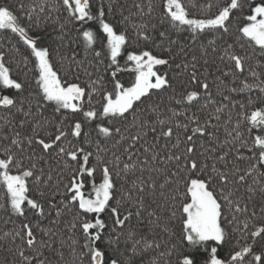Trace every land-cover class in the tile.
<instances>
[{
	"label": "snow or ice",
	"instance_id": "snow-or-ice-1",
	"mask_svg": "<svg viewBox=\"0 0 264 264\" xmlns=\"http://www.w3.org/2000/svg\"><path fill=\"white\" fill-rule=\"evenodd\" d=\"M62 5L69 20L99 19L106 43L101 50H94L93 32L84 31L85 56L81 58L75 51L70 56H61L65 74L60 76L51 62V48L29 35L32 27L59 25L61 46L70 49V44H63L66 22L61 23L55 15L60 11V4H53L52 0H28L25 4L21 0L18 11L23 16L15 14L7 4H0V30H10L18 37V43L26 46L28 55L22 57V63L25 68L32 63L38 73L35 95L31 92L20 98L0 95V109L10 114L14 109L22 117L18 121L14 115L0 117L3 121L0 141L8 142L6 145L0 143V186L7 193L6 205L0 204V209L7 211L10 217L25 218L18 228L0 235V242L12 258L11 264H53L47 253L58 258L57 264H77V261L79 264H172L170 258L178 251L177 245L172 243L169 248L170 241L162 237L163 234H174L169 226L177 219L180 248L191 250L179 251L176 264H198V257L203 264H245L249 256L255 264H264V171L261 170L264 168V136H255L249 145L240 131L241 122L250 126L249 131L253 128L264 131V70L257 71V68L264 69V65H247L250 57L235 52L233 44H226L219 58L221 61L227 58L230 64L222 76L232 77V83H235L237 74L242 75L247 65L252 82H247L246 78L239 87L229 88L225 80L218 77L219 85L231 93L255 90L258 95L254 99L249 96L246 104H220L203 121L195 112L189 115L186 111L201 98L205 101L200 106L202 109L215 104L209 83L200 79L198 65L201 60L207 65L209 51L219 50L224 36L230 32L234 10L243 13L248 9L238 28L239 38L246 39L249 46L264 54V0H226V6L215 5L217 11L205 18H188L180 0H163L164 18L172 28L179 30L181 26H187L191 41H200L199 56L191 54V59L186 58L191 52V43H180L166 31H159L158 37L152 35L151 30L156 28L151 23L153 0L134 3L136 11L123 17V22L134 31L135 42L138 45L141 42L155 44L167 55L158 56L151 50L129 51L127 61L134 66L131 71L135 73L130 86L117 79V73L123 71L118 57L132 39L127 30L118 32L106 22L103 8L98 17H94L90 0H62ZM213 7L208 3L209 10ZM112 11L110 4L108 12ZM24 19L27 24L23 23ZM13 51L19 53L18 47L0 50V90L13 89L21 93L24 84L12 77L11 68L6 64V54ZM89 55L92 60H88ZM168 57L180 59L181 62L175 64L180 70L177 75L187 74L190 83L198 85L197 90L177 93L168 73L160 74L154 70L155 66L169 65L172 61ZM105 59L110 61L106 71L111 70L112 89L99 91L104 83L103 76L91 80L92 91L87 92L89 107L85 110L86 90L76 82L79 73L83 72L91 79L89 68L95 67L99 72V65L105 64ZM169 89L172 90L169 104L174 100L185 110L169 107L162 97L159 102L153 100L154 95L167 93ZM93 92L101 95V111L91 106ZM223 99L229 101L230 97L224 95ZM46 106H54L56 113L67 110V114L56 123L44 117ZM237 106L238 118L235 126L228 130V125L232 124V111ZM248 108L253 110L249 113ZM225 111L228 118L224 124L230 139L219 142L211 131L218 128V124L211 121L219 122ZM80 113L83 119L76 120L66 131L65 121L70 115ZM105 118L106 123H96L91 131L83 130L85 123ZM29 126L31 134L25 131ZM49 127H54V132H48ZM150 132L157 133L151 142L148 140ZM205 138L211 147L205 144ZM136 145H140L141 150L133 152ZM228 145L232 148L225 151ZM245 147L254 155H240V150ZM233 150L238 153L234 157L236 161L248 160L246 168L241 169L229 160ZM93 156L96 163L90 166ZM13 168L17 174H12ZM98 169L102 170V181L93 182L91 192L86 194L84 178H94ZM29 178L39 190L40 198L26 195ZM118 181L121 182L119 188ZM47 194H51L52 199H47ZM56 196L63 197L58 204L53 202ZM111 201H115V206L110 204ZM109 208L110 229L102 218ZM225 209L231 215L230 220ZM28 212L37 221L50 219L51 226L34 225ZM225 220L235 225L233 231H240L245 239L259 245L261 251L253 254V245L246 244L231 251L230 259L220 258L217 246L229 239ZM257 223L261 226L255 227ZM250 225L255 230L249 231ZM141 227L147 231L141 232ZM36 229H39V237ZM210 244L214 246L209 247ZM65 248L71 260L66 258ZM109 251L113 255L110 256ZM8 256L0 264H9Z\"/></svg>",
	"mask_w": 264,
	"mask_h": 264
},
{
	"label": "trees",
	"instance_id": "trees-1",
	"mask_svg": "<svg viewBox=\"0 0 264 264\" xmlns=\"http://www.w3.org/2000/svg\"><path fill=\"white\" fill-rule=\"evenodd\" d=\"M25 4L28 3V0H23ZM140 0H90L91 5V12L94 17H98L99 10L103 8L105 11V19L106 22H110L114 28L118 31H125L127 30L129 36L132 37V39L129 41L128 44L125 45V47L122 49L120 57H118V63L120 67L123 69V71L117 73V79L121 81L125 86H130L131 82L134 81L135 73L131 71L133 65L131 62L127 61V53L129 51H136L139 53L143 50H151L156 55H167L162 53L161 49L157 48L155 44L148 43V42H141L139 45L135 42V33L131 29L130 26L126 25L123 22V17L128 16L130 12H135L136 10L133 8L134 3H138ZM145 3H147V0H144ZM182 5H184L185 10L188 12V18H205L210 16L211 13H215L217 11V7L215 5H219L220 7L226 6V0H180ZM256 2H259V0H256ZM21 0H0V4H7L15 14L18 16H23L22 13L18 11L20 7ZM53 4L59 3L60 4V11L58 13H55L61 21V23L66 22V27L64 30V39L63 44L69 45L70 49L65 48L61 46V38H60V30L59 25H42L39 28L32 27L31 31L29 32V35H32L34 39L38 40L42 45L48 46L52 50V56H51V62L55 65L54 70H58V75L63 76L64 69L61 68V61L60 57L64 55L70 56L72 54V51H75L81 58L85 56V41L83 38V32L84 31H92L94 34V43H93V49L94 50H101V47L103 44L106 43V36L102 33L99 25V19H93V20H85V21H74L69 20L67 11L63 8L62 0H52ZM208 3H212L214 7L209 10L207 8ZM112 6V13L108 12L109 5ZM195 4V7H192V5ZM154 5V12L152 16L151 23L156 25L155 29H152V35L154 37H158L159 31H166L168 32L173 39H177L180 43H191L192 48L189 55L186 57L187 59H191V54H196L199 56V43L200 41L197 40L195 42L191 41L190 37V31L187 29V26H181L179 30H176L172 28L171 24L168 22V19L164 18V13L162 11V5L163 0H153ZM248 12V9L246 8L244 12H240L239 10H234L233 14L231 15V22L229 24L230 32L228 35H225L223 38V41H221V44L219 45V50L215 53L209 51L207 59L209 63L207 65L203 64V60L200 61V64L198 65V71L201 74L200 79L201 80H207V82L210 85L209 91L212 93L213 100L215 101V104L202 109L200 106L205 103L204 99L201 98L198 103H195L194 107L187 108V114L191 115L193 112H195L200 119L203 121L206 116L214 111L215 107H218L220 104H230L231 102H236L237 105L241 102L247 103V100L249 96H251L253 99L258 95L257 91H253L251 93L244 91L240 92L237 91L235 93H231L228 91L227 88H225L223 85H219V81L217 78L225 80V84L228 85V87H239L240 82L246 80L247 82H252V78L247 71V65L256 66L264 65V54H262L258 48H254L249 46L248 41L246 39L241 40L239 38L238 34V28L242 26L244 22V15H246ZM163 19V23H161V19ZM24 24H27V20H23ZM226 44H233L234 48L233 50L241 55H246L250 57V59L247 61L246 65V71L241 75L237 74L235 83H232L233 78L232 77H223L222 73L227 69V67L230 64V61L225 58L223 61L220 60V56L222 55V49L226 47ZM17 46L19 49V53L13 51L6 54V64L11 68V74L14 79H17L18 82H22L24 84V90L21 93H17L16 90L8 89V90H0V95H9L14 98H20V97H27L29 92H31L33 95H35L36 87H35V76L38 75L34 71V67L32 63H29L27 68L22 63V57L25 55H28V52L26 51V46H23L22 42L18 43V37L15 36V34H12L10 30H0V50H6L10 49L13 46ZM57 51H59V54H57ZM103 58V57H102ZM170 61H172L169 65L164 66H155L154 70L158 71L160 74H163L164 72L168 73L169 79L172 81L173 86L175 87L177 93L184 92L185 90H197L198 85L190 83L189 77L187 74L181 73L180 75H177L180 73L179 69L175 68L176 63H180V59L176 58L175 60H172V57H168ZM34 59V58H32ZM88 60H92V56H88ZM110 63L107 59H105V64L99 65V72L96 71L95 67H90L89 71L92 72L91 79L88 75L81 72L79 73V79L76 81L79 83L82 87L86 90V96L84 99L85 104V110H88V102H87V92L92 91L91 86V80L97 79L100 76L104 77V83L102 87H99V91H105V90H111L113 86V82H111V70H107V64ZM19 65V66H18ZM64 67L66 68L67 65L65 64ZM115 66H113L114 68ZM207 69V71H205ZM264 69L257 68V71H261ZM69 80L75 79L74 77H68ZM171 89L168 90L167 93H161L159 95H154L153 100L159 102L161 97L163 98V101L165 104H169L168 97L171 95ZM224 95H228L230 97L229 101H225L223 99ZM179 98V97H177ZM101 95H99L97 92H93L92 97V107L97 108L98 111L102 110L101 107ZM186 103V102H185ZM169 107H175L178 111L185 110L182 108V106H178L175 104V101L173 100ZM253 108L246 109L247 112H251ZM239 112V108L237 106L236 109L232 111V124L228 125V130H231L232 127L235 126V122L237 120V113ZM44 117L58 123L61 116L67 114V110H61L60 113L55 112L54 106H46L43 110ZM10 115H14L16 121H18L20 118H22L19 114L15 113V110H12V113L6 112L3 109H0V117H9ZM163 118V117H162ZM228 118V112L225 111L221 114V120L217 122L216 120H212V124H218V128H213L211 131L214 133V138H218L219 142H223L226 138L230 139V137H227L226 128L224 121ZM83 115L80 113L79 115H70L69 120L65 121V124L68 126L65 128L66 131L69 130L70 126L75 123L76 120H82ZM183 120V118H180ZM128 121H131V116H129ZM100 122H107V118H105L103 121H100L99 119L95 122H92L91 124L85 123L84 125V131H91L92 128L95 127L96 123ZM3 121L0 120V124H2ZM127 123V122H125ZM194 126V125H193ZM249 127L245 122H241V129L244 138L248 140L249 145H251L252 141L254 140L255 136L261 135L264 136V131L260 129H251L249 131ZM17 130H20L17 127ZM29 134H31L30 126L25 130ZM48 132H54V127H49L47 129ZM5 132H7V129H5ZM42 135H46V133H41ZM157 135V133H149L148 140L151 142L153 140V137ZM183 132H181V138H183ZM70 139L75 140L76 138H72L69 136ZM81 140L83 137L80 138ZM175 141V137L173 138V142ZM200 140L198 139L197 143H199ZM205 144L208 147H211V144L207 142V139H204ZM0 143L7 144V141H0ZM164 141L161 140L160 144L163 145ZM232 148V145H228L225 148V151ZM94 151V146L92 148ZM141 146L136 145L132 151H140ZM183 150V146L180 149ZM2 151V149H0ZM238 153L233 150L232 154L229 156V160L232 161L233 164H237L241 169H244L248 165V160H240L236 161L234 157ZM240 155H243L245 157H251L254 155L253 152H250L247 147L243 148L239 152ZM135 158V157H134ZM95 156H93L90 159V166L95 165ZM210 163V162H209ZM25 164H27V161H25ZM47 170V169H46ZM223 170V169H221ZM264 171V168L261 169ZM12 174H17L16 170L12 169ZM102 181V170L98 169L97 172L94 175V178H84L85 182V188L83 191L89 192L91 185L93 182L100 183ZM65 183L68 182L67 179L64 181ZM120 181L117 182V188L120 186ZM29 185V191L26 193L28 198H40L39 197V190L34 185L31 178L28 180ZM243 191V189L241 190ZM217 192H219V189H217ZM118 194V193H117ZM47 199H52L51 194H47ZM60 199H63L61 196H56L53 200L54 203H59ZM259 199V197H257ZM7 200V193L6 189L0 186V204L6 205ZM110 204L112 206H115V201H111ZM124 209H122L123 211ZM52 217L55 216V213L52 212ZM110 215V208L105 211V213L102 214V218L109 224V229L112 227L111 221L109 220ZM225 215L227 216V219H231V215L227 212V209H225ZM28 218L32 219L33 224H40V227H50V219H41L37 221L33 216L31 212L27 213ZM92 218V217H88ZM24 217L17 218L15 216H11L10 214L5 211L4 209H0V235L4 231H10L14 228H18L21 224V222L24 220ZM7 222V223H6ZM135 223V219L132 221ZM261 225L257 223L255 227H260ZM170 229L172 230L173 235L169 234H163V239L169 240L170 243L167 245L169 248H171L172 243H175L177 245L178 251L174 252L171 256V262L172 264H176L177 260L179 259V251H190L189 248H180L179 245V237H180V225L179 220L172 221L170 224ZM224 227L227 230L229 234L228 242H226L223 245L217 246L218 247V256L222 259L228 260L230 259V252L233 250H239L240 247L245 246L246 244H252L253 245V254H258L261 251V248L259 245L255 244L251 239H245L244 236L241 234L240 231H233L235 228L234 224H228L227 220L224 221ZM255 227L250 225L249 231L255 230ZM141 232H146L147 229L144 227H141ZM38 237H39V229H36ZM159 231V230H157ZM151 235V233H149ZM186 243V242H185ZM101 246H104L103 244ZM214 245H209V247ZM130 247V246H129ZM121 251L124 250V245H120ZM201 252L204 250L201 249ZM64 252L66 254V258L71 260L72 257L68 255V249L65 248ZM53 260V264H57V257H55L52 253H47ZM130 255V252L128 253ZM109 255H113L111 251H109ZM118 255V254H117ZM5 256H8L7 251L5 250V247L3 246V242H0V262H2L5 258ZM140 258L137 257V260ZM9 264L12 262L11 256H8ZM255 264V261L252 260V257L249 256L245 260V264ZM77 264H79V261H77ZM198 264H203V261L198 257Z\"/></svg>",
	"mask_w": 264,
	"mask_h": 264
},
{
	"label": "rangeland",
	"instance_id": "rangeland-1",
	"mask_svg": "<svg viewBox=\"0 0 264 264\" xmlns=\"http://www.w3.org/2000/svg\"><path fill=\"white\" fill-rule=\"evenodd\" d=\"M134 67V66H133ZM135 78V77H134ZM91 192V188H90V190H89V192H86V194H88V193H90Z\"/></svg>",
	"mask_w": 264,
	"mask_h": 264
}]
</instances>
